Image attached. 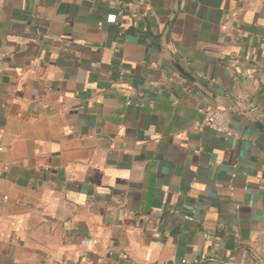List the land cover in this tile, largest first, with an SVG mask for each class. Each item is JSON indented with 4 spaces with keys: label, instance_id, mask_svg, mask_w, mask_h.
Here are the masks:
<instances>
[{
    "label": "crops",
    "instance_id": "crops-1",
    "mask_svg": "<svg viewBox=\"0 0 264 264\" xmlns=\"http://www.w3.org/2000/svg\"><path fill=\"white\" fill-rule=\"evenodd\" d=\"M174 3L0 0V264H264V0Z\"/></svg>",
    "mask_w": 264,
    "mask_h": 264
},
{
    "label": "built area",
    "instance_id": "built-area-1",
    "mask_svg": "<svg viewBox=\"0 0 264 264\" xmlns=\"http://www.w3.org/2000/svg\"><path fill=\"white\" fill-rule=\"evenodd\" d=\"M140 3V2H136ZM120 13V12H119ZM118 15V14H117ZM116 14L114 15H107L105 18L106 22L109 21H115L116 18L118 17ZM102 22L99 21L97 22V25H101ZM44 37H47L46 35ZM121 75V72H120ZM128 102V101H127ZM197 111L202 113V118L200 120H195L193 122V127L198 131V132H204L206 130L213 131L219 135H221L224 139H228L232 136V131L230 129V119L227 115V111L225 108H220V107H208V108H202V107H197ZM0 149H2L0 147ZM234 176V174L231 176V178ZM193 186V182L191 181L189 183V187L191 188ZM245 188V187H244ZM233 189L232 183L229 185V190L230 192ZM186 260H181L179 264H188Z\"/></svg>",
    "mask_w": 264,
    "mask_h": 264
},
{
    "label": "water",
    "instance_id": "water-1",
    "mask_svg": "<svg viewBox=\"0 0 264 264\" xmlns=\"http://www.w3.org/2000/svg\"><path fill=\"white\" fill-rule=\"evenodd\" d=\"M179 0H175L174 3V8L177 7ZM175 11H173V14L169 17L164 30L162 32L161 35V39H160V46L161 48L164 50V52L167 54L168 58L170 59V61L172 62V64L174 65V67L177 69V71L182 74L183 76H185L192 84H194L195 86H197L198 88H200L202 91H204L206 94H208L209 96H211L212 98H217L218 96L213 95L203 84H201L198 80H196L195 78H193L191 75L187 74V72H185L177 63V61L173 58V56L165 49L164 47V42H165V37L167 34V31L171 25L172 22V18L174 15ZM232 108H234L235 110H237L239 113L245 115L255 126H257L263 133H264V124L259 122L258 120H256L252 114L246 110V109H241L238 108L237 106L232 105Z\"/></svg>",
    "mask_w": 264,
    "mask_h": 264
}]
</instances>
